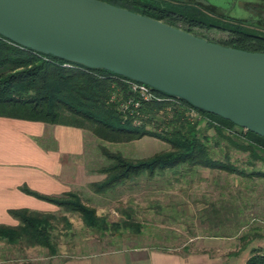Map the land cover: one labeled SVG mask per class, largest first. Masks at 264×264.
I'll use <instances>...</instances> for the list:
<instances>
[{
    "label": "trees",
    "instance_id": "16d2710c",
    "mask_svg": "<svg viewBox=\"0 0 264 264\" xmlns=\"http://www.w3.org/2000/svg\"><path fill=\"white\" fill-rule=\"evenodd\" d=\"M106 1L226 46L264 52V33L241 23H212L207 19L208 12L193 5L157 4L153 9H146L115 0ZM196 28L219 29L227 33V38L212 39ZM152 91L156 98L146 99L126 77L39 53L0 35V117L82 128L111 142L151 136L170 145L169 150L137 161L105 150V156L111 161L104 169L108 177L92 184L95 191L113 188L145 172L153 175L184 164L248 177H264V169L240 170L230 160L229 153L225 159L214 157L210 146L212 137L206 130L214 128L217 132L220 139H216V146L220 140H227L229 145L251 154L264 151L263 136L201 110L184 99L155 89ZM203 121L207 123L206 129L201 127ZM238 127L243 133L234 130ZM232 132L242 135V143L231 138ZM21 190L58 207L80 212L89 227L109 228L106 218L99 216L95 208L84 204L77 192L48 195L26 184L21 186ZM9 213L19 224H0V240L12 244L26 241L28 245H41L55 251L51 233L53 214L29 208L10 209ZM124 222L141 226L131 220ZM113 225L118 226L119 223ZM245 264H264V253L253 254Z\"/></svg>",
    "mask_w": 264,
    "mask_h": 264
},
{
    "label": "rangeland",
    "instance_id": "374dc122",
    "mask_svg": "<svg viewBox=\"0 0 264 264\" xmlns=\"http://www.w3.org/2000/svg\"><path fill=\"white\" fill-rule=\"evenodd\" d=\"M246 1L238 4L235 14L245 19L244 24L249 28L264 33V0ZM207 16L212 23H224L210 12ZM196 30L212 39L227 38V33L219 29ZM201 127L206 129L207 123L203 121ZM234 130L243 133L239 127ZM206 132L212 137L214 157L225 159L229 153L230 160L240 170L264 169V151L251 154L229 145L227 140H220L216 146L215 141L220 138L215 129ZM231 138L237 143L244 140L234 132ZM84 141V155L79 160L71 158V162L79 165L75 177H86L92 182L77 193L84 204L106 218L109 228L89 227L80 212L58 207L50 212L54 215L51 233L55 251L28 245L26 241L12 244L0 240V264H58L82 253L135 247L217 252L216 246L209 245L217 237L223 243L219 246L228 254L224 257L225 264H245L253 254L264 253V177L184 164L153 175L145 172L97 192L92 184L108 177L104 169L111 163L105 150L137 161L169 150L170 145L151 136L111 142L98 138L90 130H85ZM130 220L141 226L126 225L124 221Z\"/></svg>",
    "mask_w": 264,
    "mask_h": 264
},
{
    "label": "water",
    "instance_id": "95a60500",
    "mask_svg": "<svg viewBox=\"0 0 264 264\" xmlns=\"http://www.w3.org/2000/svg\"><path fill=\"white\" fill-rule=\"evenodd\" d=\"M0 35L143 83L264 137V52L105 0H0Z\"/></svg>",
    "mask_w": 264,
    "mask_h": 264
},
{
    "label": "crops",
    "instance_id": "0c3cea01",
    "mask_svg": "<svg viewBox=\"0 0 264 264\" xmlns=\"http://www.w3.org/2000/svg\"><path fill=\"white\" fill-rule=\"evenodd\" d=\"M84 140L82 128L0 117V224H18L10 209L57 210V205L23 192L24 184L58 196L81 191L92 182L86 177H75L79 165L71 162V158L79 160L84 155ZM220 239L209 241L217 252L118 248L70 256L58 264H225L224 257L228 254L219 246L223 244Z\"/></svg>",
    "mask_w": 264,
    "mask_h": 264
},
{
    "label": "flooded vegetation",
    "instance_id": "af4514ba",
    "mask_svg": "<svg viewBox=\"0 0 264 264\" xmlns=\"http://www.w3.org/2000/svg\"><path fill=\"white\" fill-rule=\"evenodd\" d=\"M106 1V0H105ZM116 2L131 4L139 7H146V9H153L157 4H189L210 12L211 15L217 17L226 23H245L242 19L235 14L238 9V4L246 0H115ZM116 5V4H115ZM119 6V5H118Z\"/></svg>",
    "mask_w": 264,
    "mask_h": 264
},
{
    "label": "built area",
    "instance_id": "2783aa9c",
    "mask_svg": "<svg viewBox=\"0 0 264 264\" xmlns=\"http://www.w3.org/2000/svg\"><path fill=\"white\" fill-rule=\"evenodd\" d=\"M133 88L135 90H138L140 93H142L146 99L156 98L153 91L147 85L143 83L133 82Z\"/></svg>",
    "mask_w": 264,
    "mask_h": 264
}]
</instances>
